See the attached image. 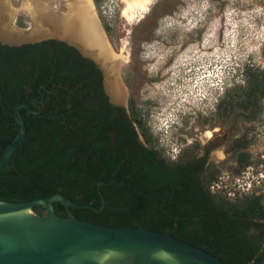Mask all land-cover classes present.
<instances>
[{
    "label": "trees",
    "instance_id": "obj_1",
    "mask_svg": "<svg viewBox=\"0 0 264 264\" xmlns=\"http://www.w3.org/2000/svg\"><path fill=\"white\" fill-rule=\"evenodd\" d=\"M100 1L94 0L96 5ZM104 28L109 32L106 24ZM241 74L244 85L233 86L221 103L229 112L256 117L257 104L264 100V71L243 66ZM34 97L42 99L40 106H33ZM22 101L36 113L18 109L26 139L0 172L1 201L25 202L60 193L75 204L100 209L103 195L101 211H69L99 225L171 231L226 264H264V193L235 200L212 193L210 185L219 170L213 163L205 166L206 157L198 156L201 147L194 144L166 165L142 114L132 108L127 117L122 108L111 117L101 71L75 48L52 39L18 47L0 44V160L20 134L13 108ZM104 127L123 136L122 155L129 152L121 179L114 173V159L101 154ZM135 128L150 148L143 146ZM247 144L241 138L231 147L238 172L250 163ZM53 208L67 215L63 204L53 202ZM32 211L43 215L45 209Z\"/></svg>",
    "mask_w": 264,
    "mask_h": 264
},
{
    "label": "rangeland",
    "instance_id": "obj_2",
    "mask_svg": "<svg viewBox=\"0 0 264 264\" xmlns=\"http://www.w3.org/2000/svg\"><path fill=\"white\" fill-rule=\"evenodd\" d=\"M73 1L0 0V25L11 37L0 42H65L46 32L53 28L47 22L63 18ZM103 1L96 5L92 0L96 19L111 51L119 54L124 47L126 57L116 72L125 92L118 105L143 115L154 148L175 160L193 144L211 146L209 162L219 170L217 180L228 175L230 182L246 171L262 174L258 194L264 193V100L257 104L256 117L229 112L221 103L233 86L244 85L243 66L264 71V0H152L147 12L130 22L122 14V0H114L111 18L101 14ZM40 13L47 21H38ZM88 53L107 81L108 64ZM169 55H174L166 63L170 72L158 74L160 60ZM241 138L248 143L250 163L238 172L231 147Z\"/></svg>",
    "mask_w": 264,
    "mask_h": 264
},
{
    "label": "water",
    "instance_id": "obj_3",
    "mask_svg": "<svg viewBox=\"0 0 264 264\" xmlns=\"http://www.w3.org/2000/svg\"><path fill=\"white\" fill-rule=\"evenodd\" d=\"M65 42L90 57L83 47ZM105 77L103 87L108 95ZM22 107L31 111L26 102L14 106L20 134L4 149L0 172L26 139L27 129L18 112ZM101 198L100 209L75 204L60 193L25 202L0 200V264H226L204 249L174 237L171 231L99 225L77 219L69 211V207L101 211L105 206L103 195ZM53 202L63 204L67 215L56 214ZM37 206L44 207L43 215L32 211Z\"/></svg>",
    "mask_w": 264,
    "mask_h": 264
},
{
    "label": "bare ground",
    "instance_id": "obj_4",
    "mask_svg": "<svg viewBox=\"0 0 264 264\" xmlns=\"http://www.w3.org/2000/svg\"><path fill=\"white\" fill-rule=\"evenodd\" d=\"M122 1L125 4L122 14L130 22L136 17L135 14L142 15L146 13L147 7L150 5L152 0ZM93 4L94 3H92L91 0H74L68 6V10L64 14L63 18L57 19L54 16L49 18L50 22L47 23H50L49 26H53V28H47L46 32L52 36L64 37L67 40L78 44L83 47L85 51L90 52V54L94 53V55L99 56L105 62V65L108 64L107 70L109 74L106 81L107 93L112 102L122 103L125 99V92L116 77V72L118 64L126 59L123 55L124 47L121 48L119 54H115L111 51L105 38L106 36L101 30L96 19ZM37 12L39 13V11ZM37 18L41 23L43 21H47L44 16H42V13L38 14ZM2 29L3 28L0 25V37L4 39L11 38L10 35L5 33ZM210 44L212 43L209 42L207 46ZM174 55H169L167 59H163L162 61L160 60L159 63H161V65L157 71L158 74L162 73L164 76L170 72V70L166 67V63L173 59ZM95 58L97 59L98 57ZM206 135L208 137L211 136L209 132H207Z\"/></svg>",
    "mask_w": 264,
    "mask_h": 264
},
{
    "label": "flooded vegetation",
    "instance_id": "obj_5",
    "mask_svg": "<svg viewBox=\"0 0 264 264\" xmlns=\"http://www.w3.org/2000/svg\"><path fill=\"white\" fill-rule=\"evenodd\" d=\"M52 40H57V39H52ZM42 41H45V40H42ZM57 41H62V40H57ZM39 42H41V41H39ZM62 42H64V41H62ZM35 43H37V42H35ZM64 43L67 44L66 42H64ZM0 44L1 45L10 46V47H18V46H21V45H24V44H27V43H23V44H20V45H7V44H3L2 42H0ZM68 46L75 48L80 53V51L76 47H74L73 45H68ZM86 58H88V57H86ZM99 70H100V68H99ZM102 85H103V76H102ZM103 90H104V87H103ZM104 92H105V90H104ZM105 94H106V92H105ZM106 97H107V100H108V104L111 106L110 107V115H111V117H115L117 115H120L121 114L120 109H122L123 107L121 105H118V103L112 102L110 100V97L107 94H106ZM22 102H26V101H22ZM31 102H32V104H33L34 107H37V106H40L43 101H42V99L39 100L36 97H34V98L31 99ZM19 103H21V102H19ZM30 113L35 114L36 111H33L32 109H31V111H28L27 110V114H30ZM124 114L127 117L129 116V113H128V111L126 109H124ZM115 130L117 131V129H115ZM135 131L138 133V138L142 142L143 146L146 147V148H150L148 145H146L143 142V139L141 138V136L139 134V131L136 128H135ZM210 137H212V135ZM101 138H102L101 139V141H102L101 142V146H102V148H101V154H102V156L104 158L105 157L106 158L107 157H112L114 159V161H115L114 162V165H115L114 166V169H115L114 170V173L115 174H118V177L121 179V175L123 174L124 168L126 166H128V164L130 163L129 155H128L129 152H128V154L126 153V155H124V156L122 155V147L124 146V145H122V143H123L122 142L123 136L116 135L115 133L111 132V128L104 127L103 135H102ZM124 138H126V137H124ZM210 153H211V146L208 147L206 144L204 146H202L201 149H200V151H199V154H198L199 157H204V156L206 157V164H205V166H207L208 164H210V162H209V155H210ZM163 158H160V159H163V162L166 165H168V158H165L164 156H163ZM171 161H173V160H171ZM105 162H106V160H103V166L104 167L106 165ZM104 171H106V170L104 169ZM125 175H126V177H129V178L131 177L130 176L131 175L130 172L126 173Z\"/></svg>",
    "mask_w": 264,
    "mask_h": 264
},
{
    "label": "built area",
    "instance_id": "obj_6",
    "mask_svg": "<svg viewBox=\"0 0 264 264\" xmlns=\"http://www.w3.org/2000/svg\"><path fill=\"white\" fill-rule=\"evenodd\" d=\"M117 1V0H115ZM114 0H104L101 9L102 16L112 17L114 14ZM253 174V173H252ZM250 175L248 171L243 172L240 176L234 177L233 181L229 182V176H221L215 182L210 185V191L212 193H221L229 200H235L244 196H256L258 194V188L261 186V175ZM227 179V181L225 180Z\"/></svg>",
    "mask_w": 264,
    "mask_h": 264
},
{
    "label": "clouds",
    "instance_id": "obj_7",
    "mask_svg": "<svg viewBox=\"0 0 264 264\" xmlns=\"http://www.w3.org/2000/svg\"><path fill=\"white\" fill-rule=\"evenodd\" d=\"M173 124H175V125H174V127H175V126H177V124H176V123H173Z\"/></svg>",
    "mask_w": 264,
    "mask_h": 264
},
{
    "label": "crops",
    "instance_id": "obj_8",
    "mask_svg": "<svg viewBox=\"0 0 264 264\" xmlns=\"http://www.w3.org/2000/svg\"><path fill=\"white\" fill-rule=\"evenodd\" d=\"M2 39H4V38H2Z\"/></svg>",
    "mask_w": 264,
    "mask_h": 264
}]
</instances>
